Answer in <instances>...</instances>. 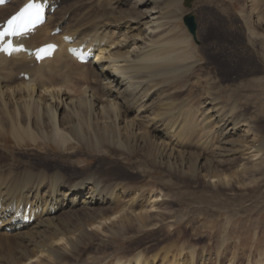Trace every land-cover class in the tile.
I'll list each match as a JSON object with an SVG mask.
<instances>
[{
	"label": "bare ground",
	"instance_id": "bare-ground-1",
	"mask_svg": "<svg viewBox=\"0 0 264 264\" xmlns=\"http://www.w3.org/2000/svg\"><path fill=\"white\" fill-rule=\"evenodd\" d=\"M23 1L0 6V22ZM181 1L77 0L64 7L62 0L26 40L59 42L52 58L30 66L22 54L0 56V145L6 148L12 138L21 149L29 142L40 162L0 161V264H222L221 252L212 261L204 246L197 250L172 241L182 218L168 214L161 190L155 195L142 183L154 167L227 187L233 175L221 166H264V129L244 108L239 85L229 103L211 91L196 110L179 99L187 90L182 82L202 63L191 37L176 26ZM246 7L243 29H237L235 14L229 26L236 40L232 56L255 58L264 69V7L258 8V0H246ZM81 8L86 11L79 14ZM56 27L62 32L52 35ZM62 34L72 36V44L91 47L96 59L78 63L61 44ZM20 72L29 78H19ZM79 83L85 89L76 96ZM253 85L263 87L264 77ZM201 130L225 140L207 155L182 150L186 135ZM79 152L97 160L84 165ZM133 157L147 167H135ZM122 163L138 177L111 171ZM27 206L34 221L11 222L9 213H23ZM162 225L168 226V243L153 251L152 234Z\"/></svg>",
	"mask_w": 264,
	"mask_h": 264
},
{
	"label": "rangeland",
	"instance_id": "rangeland-1",
	"mask_svg": "<svg viewBox=\"0 0 264 264\" xmlns=\"http://www.w3.org/2000/svg\"><path fill=\"white\" fill-rule=\"evenodd\" d=\"M63 1L65 7L77 0H67L68 3L66 0ZM82 1L87 0H79L80 3H83ZM106 1L109 2V0ZM111 5H114V0ZM263 7L264 5L261 7L260 0H258V8ZM179 8L181 9L179 11L180 18L176 21V26L191 37L192 46L202 61L193 73L189 74L188 80L182 82L187 86V90L180 93L179 99L189 101V109L196 110V108L205 105L209 97L207 94L211 91L222 96L221 101L227 103L228 97L234 93V90H238L237 85H239L237 92L244 108L253 112L252 116L259 118L260 125L264 129V116L261 117L264 106L262 105L264 86L253 85L259 78L264 77V69L255 58H242L235 61V57L232 56L233 44L236 40L235 32L231 31L229 26L235 14L237 18L234 23H237V29H243L245 23L243 13L247 8L246 0H182ZM85 11V8H81L79 14ZM187 12L193 13L196 17L197 29L194 37L187 31L182 21V16ZM66 30L67 28L65 33L68 32ZM236 35L237 40H243V35H240L241 38L239 34ZM78 85L76 89L79 88V90L75 94L76 96L85 89V84L79 83ZM250 94L253 96L247 100L246 96ZM211 132L201 133L202 136L197 135V132L188 133L184 138L182 150L201 155L210 154L219 143L221 144L225 140L223 136H213ZM205 141L209 142L207 148L203 146ZM212 145L215 147L212 148ZM5 147L7 150L0 145V161L4 160L5 164L12 163L15 166H21L23 160L32 162L31 164L34 165L40 164L31 154L36 152L35 145L29 142L20 149L15 146L13 139L9 138ZM37 148L52 153L42 144H39ZM77 154L76 157L79 156L80 160L87 156L80 152ZM133 159L137 161L134 162L135 167H147V162L143 159L137 160V157H133ZM96 160V157L84 159L83 164L92 166ZM262 160H264V156ZM124 165L122 163L119 170L115 168L111 171H118L126 176L129 171H126ZM243 166H240L239 171L237 169L235 171L234 164L230 169L226 166L220 167L233 175L234 183L232 182L227 187L212 186L201 178L179 177L176 174L152 167V172L147 173L146 182L142 183L148 185L155 195L159 194L161 190L162 196L159 198L167 200L168 214H172L177 220L182 218L179 229L174 233L179 237L172 241L177 244L189 243L197 247V250L204 246L207 252L210 250L211 256L216 252H221L224 256L222 264L230 257L234 258L233 264H264V166L262 169L261 166H258L251 170L250 167L243 170L245 168ZM130 169L133 172V174L129 172L130 175L137 178L135 169ZM138 180H142V178L140 177ZM166 231H168V226L162 225L157 234H152V250L158 251L163 244L168 243L163 239ZM136 234L141 235L140 232H136ZM224 234L227 238L221 245ZM155 237L159 239H153ZM212 257V261H214V256Z\"/></svg>",
	"mask_w": 264,
	"mask_h": 264
},
{
	"label": "snow or ice",
	"instance_id": "snow-or-ice-1",
	"mask_svg": "<svg viewBox=\"0 0 264 264\" xmlns=\"http://www.w3.org/2000/svg\"><path fill=\"white\" fill-rule=\"evenodd\" d=\"M3 3V0H0ZM42 8L40 4L29 2L19 12L7 20L6 24L0 30V52L11 55L12 52L21 51V48H14L11 40L6 38L22 35L29 31L34 25L41 20ZM52 46L38 49L36 56L38 59L42 58L41 53L44 55L49 54Z\"/></svg>",
	"mask_w": 264,
	"mask_h": 264
},
{
	"label": "water",
	"instance_id": "water-1",
	"mask_svg": "<svg viewBox=\"0 0 264 264\" xmlns=\"http://www.w3.org/2000/svg\"><path fill=\"white\" fill-rule=\"evenodd\" d=\"M185 1H189V0H185ZM182 21L187 31L194 37L196 34V29H197L195 15L191 12H188L186 15L182 17Z\"/></svg>",
	"mask_w": 264,
	"mask_h": 264
}]
</instances>
